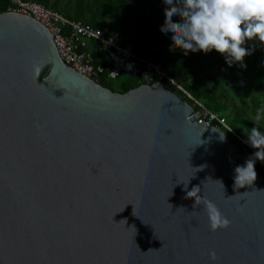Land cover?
Masks as SVG:
<instances>
[{"label":"water","instance_id":"95a60500","mask_svg":"<svg viewBox=\"0 0 264 264\" xmlns=\"http://www.w3.org/2000/svg\"><path fill=\"white\" fill-rule=\"evenodd\" d=\"M247 159L164 83L112 91L0 13V264H264V175L235 186Z\"/></svg>","mask_w":264,"mask_h":264},{"label":"trees","instance_id":"16d2710c","mask_svg":"<svg viewBox=\"0 0 264 264\" xmlns=\"http://www.w3.org/2000/svg\"><path fill=\"white\" fill-rule=\"evenodd\" d=\"M34 1L59 11L70 20L82 22L92 28H106L107 32L117 36L120 44L131 49L141 59L159 63L185 91L166 80H161L166 88L193 105L196 112L204 107L220 115L229 127H219L225 131L233 146L247 158L254 152L238 136H243L242 128L250 130L255 125L250 114L264 109V47L257 46L251 55L245 57L246 68L237 64L228 65L223 55L215 50L207 54L201 50L187 56L180 49L173 52L170 50L171 38H165L160 31L166 22L163 0ZM11 6L10 0H0V13L7 11ZM174 23L178 24L180 21L176 20ZM125 26L129 27L127 35L123 33ZM131 32L134 36L130 39L128 34ZM132 39L133 43L130 45ZM80 50H84V47ZM119 56V53L113 50L104 52V58L93 61L96 65L107 67ZM138 65L131 60L125 62L121 75L115 78L120 79L116 88L110 86L111 78L107 76V71L99 74L96 81L112 91L125 93L146 83L137 70ZM156 81L157 79L152 80ZM228 97H238L239 104L233 107L226 99ZM195 100L200 105L194 104ZM246 136L247 133L243 138ZM256 166L264 175V168Z\"/></svg>","mask_w":264,"mask_h":264},{"label":"clouds","instance_id":"9594fccd","mask_svg":"<svg viewBox=\"0 0 264 264\" xmlns=\"http://www.w3.org/2000/svg\"><path fill=\"white\" fill-rule=\"evenodd\" d=\"M166 22L160 29L165 38H171L170 50L180 49L184 55L201 50H213L223 55L228 65L246 68L245 57L257 46L264 47V0H163ZM179 20L180 23H174ZM131 67V66H129ZM264 115L260 110L255 119ZM244 140L255 151L245 164L236 167L235 186L254 184L257 179V161L264 162V130L256 124L245 130ZM223 138V133L221 134ZM222 182V181H221ZM193 188L188 196L205 200L212 229L227 226L230 221L211 200L197 195Z\"/></svg>","mask_w":264,"mask_h":264},{"label":"built area","instance_id":"2783aa9c","mask_svg":"<svg viewBox=\"0 0 264 264\" xmlns=\"http://www.w3.org/2000/svg\"><path fill=\"white\" fill-rule=\"evenodd\" d=\"M10 1L12 6L7 11H16L30 16L46 26L61 58L79 73L96 81L99 74L107 71V76L115 79L121 75L125 62L131 60L139 64L137 70L140 76L146 80V83H151L153 79H157L158 82L166 80L173 86L185 91L181 84L170 77L159 63L141 59L131 49L120 44L117 41V36L107 32L106 28H92L82 22L70 20L59 11L45 7L34 0ZM86 41H94L96 47L103 52L115 50L120 56L107 67L96 65L89 52L80 50ZM197 118L199 121H206L218 127L219 125L227 127L224 118L208 109L205 110L203 116L197 114ZM243 136L238 137L244 142ZM252 149L255 151L254 148ZM256 165L264 168V162L259 160Z\"/></svg>","mask_w":264,"mask_h":264},{"label":"rangeland","instance_id":"374dc122","mask_svg":"<svg viewBox=\"0 0 264 264\" xmlns=\"http://www.w3.org/2000/svg\"><path fill=\"white\" fill-rule=\"evenodd\" d=\"M130 26H131V25H130ZM123 30H124L123 33H125L124 35H127L126 33H128V31H129V27L125 26ZM133 32H134V30H133ZM133 32H131V33L128 34V35L130 36V37H129L130 39L132 38V36H134V35H133ZM132 43H133V39H132L130 45H132ZM119 83H120V79H111V80H109V84H110V86L113 87V88H116V87L119 85ZM188 96H189V97H192V96L189 95V94H188ZM226 99L229 100L230 104H233V107H236V106L239 104V102H238V97L235 98V99H231V97H228V98H226ZM247 101H248V100H247ZM194 104H198V105H200L199 102H198L197 100H195ZM245 106H246V105H245ZM205 110H206V109H205L204 107H202V109L198 110L196 113H197L198 115H200V116H203L204 113H205ZM247 110L250 112V108H249L248 106H247ZM257 114H258V113L253 114V115L250 114V117H251L252 120L254 121V124L259 125L261 128H264V115H262V118H261V119L256 120L255 117H256ZM227 123H228V122H227ZM228 127H229V126H228V124H227V127H226V128H228ZM230 131H231V130H230ZM241 131H242V133H246V131H245L244 128H242ZM231 132H232V131H231ZM235 148H236V150L238 151V148H237V147H235Z\"/></svg>","mask_w":264,"mask_h":264},{"label":"crops","instance_id":"0c3cea01","mask_svg":"<svg viewBox=\"0 0 264 264\" xmlns=\"http://www.w3.org/2000/svg\"><path fill=\"white\" fill-rule=\"evenodd\" d=\"M82 47H84V51H87L92 55L93 60L104 58V52L96 47L94 41H86L85 45Z\"/></svg>","mask_w":264,"mask_h":264}]
</instances>
